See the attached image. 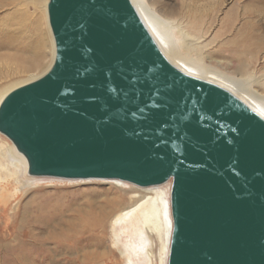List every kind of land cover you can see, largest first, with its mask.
Masks as SVG:
<instances>
[{"label": "water", "instance_id": "water-1", "mask_svg": "<svg viewBox=\"0 0 264 264\" xmlns=\"http://www.w3.org/2000/svg\"><path fill=\"white\" fill-rule=\"evenodd\" d=\"M54 59L0 102L29 177L171 182L167 264H264V120L159 51L129 0H48Z\"/></svg>", "mask_w": 264, "mask_h": 264}, {"label": "rangeland", "instance_id": "rangeland-1", "mask_svg": "<svg viewBox=\"0 0 264 264\" xmlns=\"http://www.w3.org/2000/svg\"><path fill=\"white\" fill-rule=\"evenodd\" d=\"M144 1L163 20L173 42L184 45L191 40L190 34L199 37L203 64L264 97V0ZM256 10L261 12L259 16L253 15ZM251 35L262 40L260 45L250 40L248 46L252 52L241 56L239 61L230 58L226 50L235 47L225 43H240L245 36L250 38ZM51 59L50 52L42 68L31 73L27 82L20 86L43 76ZM0 139V144L12 145L1 134ZM24 163L22 175L27 180ZM8 183L5 194L8 198L0 204V241L9 242V248L3 252L0 247V264H25L17 254L23 253L29 242L33 257L38 261L62 252L56 264L72 262L70 257L75 256L77 249L86 246L88 251L103 252L101 258L90 264H128L120 253L122 249L114 245V217L135 203L153 201L160 206L155 194L144 193L135 186L115 188L100 180L44 181L22 189L14 197L15 185L11 179ZM165 190L167 187L159 190L163 197ZM139 228L144 233L143 252L150 255L152 264H160L164 240L161 217L145 215ZM57 245V252H53Z\"/></svg>", "mask_w": 264, "mask_h": 264}, {"label": "bare ground", "instance_id": "bare-ground-1", "mask_svg": "<svg viewBox=\"0 0 264 264\" xmlns=\"http://www.w3.org/2000/svg\"><path fill=\"white\" fill-rule=\"evenodd\" d=\"M45 1L48 3L47 0H0V102L9 92L16 89L17 86L20 87V84L27 82L28 76L31 73L34 74L36 71H39L42 68V62L50 52L52 59L47 70L50 68L51 62H53L54 43L48 24L47 3L45 4ZM129 1L159 51L173 67L190 77L214 84L226 90L264 120V97L257 95L243 85L236 84L229 77L203 64L199 37L190 34L191 40L188 44L177 45L165 29L163 20L155 14L154 10L144 0ZM259 14H261L259 10L253 12L255 16H259ZM248 24L251 26V22ZM250 40L257 46L262 41L255 39L251 35L250 38L249 36H245L240 43L233 44L232 41L225 43L227 45L232 44L235 47L232 50H226L230 58L234 61H239L241 56L252 52V49L248 46ZM23 163L26 165L25 159L17 153L13 145L0 144V204L8 198L5 194L8 190L7 187L9 186L8 182L10 179L15 185L13 197L22 189L44 181H82L44 177H28L26 180L23 179L22 175ZM9 168H12L13 171H10ZM4 172H6V176H3ZM100 181L105 184H111L119 189L134 186L118 180ZM170 186V181L161 186L146 188L135 186L143 190L144 193L155 194L160 206L157 207L153 201H145L141 204L135 203L114 217L112 222L114 245L122 249L120 253L128 264H152L150 255L148 256L147 253L143 252L144 233L139 228L141 218L145 215L161 217L162 219L164 240L161 243L160 264L167 263L172 228ZM164 187H167V190H165L166 194L163 197L159 190ZM30 243L26 245L23 253L17 254L19 255L18 258L20 257V260L24 261L25 264H56V260L62 255V252L56 251L57 245L53 249V252L57 253L51 254L45 260L38 261L33 257ZM8 246L9 242L0 241V247L3 252L9 248ZM85 247L82 246L80 249H77L75 256L70 257L72 262L62 264H90L92 261H96L103 256V252L98 253L96 250L93 252L88 251Z\"/></svg>", "mask_w": 264, "mask_h": 264}]
</instances>
